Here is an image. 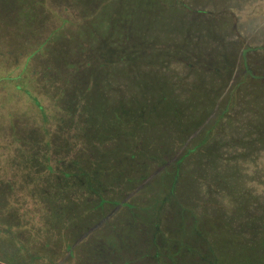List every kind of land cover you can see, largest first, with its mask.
<instances>
[{
    "label": "rangeland",
    "instance_id": "374dc122",
    "mask_svg": "<svg viewBox=\"0 0 264 264\" xmlns=\"http://www.w3.org/2000/svg\"><path fill=\"white\" fill-rule=\"evenodd\" d=\"M0 264H264V0H0Z\"/></svg>",
    "mask_w": 264,
    "mask_h": 264
},
{
    "label": "trees",
    "instance_id": "16d2710c",
    "mask_svg": "<svg viewBox=\"0 0 264 264\" xmlns=\"http://www.w3.org/2000/svg\"><path fill=\"white\" fill-rule=\"evenodd\" d=\"M212 131H213V129L212 128H208V129H206L205 131H204V133L202 134V136H210L209 134L210 133H212ZM197 146V145H196ZM200 146H201V144H200ZM195 148H194V146H192V148L190 147V148H188V149H186V152H187V154L186 155H189L193 150H194ZM212 150H214V148H209V149H207L206 150V152H211ZM200 153H203L204 154V152H203V150L202 151H199ZM209 153H208V155H209ZM185 155V156H186ZM208 155H205L206 156V159H209L208 157H210V156H208ZM208 156V157H207ZM158 157V156H157ZM156 162H157V165H161L162 163H163V161L161 160V159H156L155 160ZM205 164H208V162H206ZM165 173V172H164ZM166 174V173H165ZM176 173H174V175H173V183H172V187H175L174 185L177 183L176 182V180H177V177H176ZM60 210H61V208H60Z\"/></svg>",
    "mask_w": 264,
    "mask_h": 264
}]
</instances>
